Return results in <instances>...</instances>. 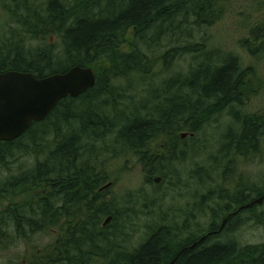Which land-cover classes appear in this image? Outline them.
Returning <instances> with one entry per match:
<instances>
[{"label":"trees","instance_id":"1","mask_svg":"<svg viewBox=\"0 0 264 264\" xmlns=\"http://www.w3.org/2000/svg\"><path fill=\"white\" fill-rule=\"evenodd\" d=\"M229 1H17L23 12L14 17L26 34L11 45H0V73L17 70L43 77L75 65L90 66L95 68L96 82L76 97L61 99L44 120L33 122L18 138L0 141V200L7 201L0 210V244L13 246L19 240L28 244L38 233L51 237L48 243L34 246L27 258L15 256L10 264H168L171 260L172 264H264V242L241 246L222 242L218 238L227 225L214 233L219 223L180 240L179 233L170 234L163 226L149 229L130 254L126 250L128 254L119 253L118 260L108 261L116 239L126 240L127 224L117 227L122 219L114 198L108 196L111 187L100 189L111 181L105 160L91 152L105 132L117 128L114 143L126 146L147 174H163L164 163L175 159L181 140L177 133L186 132L190 140L195 139L212 115L239 103L246 90L251 92L249 82L255 75L240 66L235 56L219 63L206 57L188 73L162 81L159 88L166 99L159 103L148 99L142 115L135 111L115 122L95 106L100 98L112 95L117 80L148 75L155 58L166 65L168 58L177 56V47L198 53L197 44L184 43L196 28L215 23ZM253 34L255 41L264 42L263 28L253 29ZM26 38L38 44L27 47ZM161 40L171 48L155 55L154 45ZM99 60L109 63L107 75L97 71ZM228 134L225 142L241 156L258 153L264 141V112H241L239 130ZM160 138L164 142L152 147ZM19 155L33 156V167L26 165L15 178L2 179V173L15 165L11 159ZM263 192L255 188L256 195L248 199L246 191H237L225 212L236 211ZM19 193L23 195L20 202L15 200ZM256 206L238 211L229 222Z\"/></svg>","mask_w":264,"mask_h":264},{"label":"rangeland","instance_id":"2","mask_svg":"<svg viewBox=\"0 0 264 264\" xmlns=\"http://www.w3.org/2000/svg\"><path fill=\"white\" fill-rule=\"evenodd\" d=\"M17 1H0V45L3 47L17 41L22 33L26 34L14 17L16 13L23 12ZM261 28L264 30V0H230L225 3L215 23L196 28L184 43L197 44L200 49L198 53L182 52L177 47V56L168 58L166 65L160 57L155 58L148 75L117 80L111 89L112 95L95 102V106L102 109L111 121L128 118L135 111L142 115L145 113L141 109L145 101L150 99L159 103L166 99L167 95L162 94L159 88L162 81L188 73L206 57L219 63L226 56L233 55L240 66L255 75L253 81L249 82L251 92L246 90L243 97L240 96L239 103H231L212 115L194 135L195 139L190 140L187 135L181 137L182 132L177 133L181 140L174 152L175 159L164 163L163 174H147L144 166L126 146L115 144L119 132L117 128L110 133L105 132L103 140L93 145L91 152L98 154L99 160H105V169L112 181L108 196L114 198V207L122 219V224L118 221L116 225L127 224L126 240H120L121 237L120 241L116 239V249L108 261L118 260L119 253L130 254L144 241L149 229L158 226H163L164 231L170 234L179 233V240L191 234L198 235L210 223H221L222 217L228 214L225 209L232 203L230 198L234 193L242 189L250 199L256 195L252 193L255 188L264 190V141L260 151L248 157L241 156L234 146L225 142L229 132L239 130L241 112H264V42L255 41L253 34V29ZM50 39L53 42L52 37ZM128 39L131 40L130 36ZM25 44L35 47L38 42L26 38ZM170 48L165 40H161L154 45L153 52L161 55ZM96 65L100 75H107V61L99 60ZM100 87L103 88V85ZM160 142H164L162 138L153 141L152 147L156 148L155 145H160ZM11 160L15 165L11 171L2 173V179L15 178L22 167L27 165L32 168L35 162L31 155H19ZM156 177L160 178L157 182L154 181ZM20 193L15 199L18 202L23 198ZM6 205V200H0V210ZM231 219L225 224L227 229L219 235L220 241H231L238 246L264 242V202L241 212L229 222ZM50 238L38 233L28 244L22 240L13 246L0 244V264H10L15 256L20 260L22 257L27 258L34 246L44 245Z\"/></svg>","mask_w":264,"mask_h":264},{"label":"water","instance_id":"3","mask_svg":"<svg viewBox=\"0 0 264 264\" xmlns=\"http://www.w3.org/2000/svg\"><path fill=\"white\" fill-rule=\"evenodd\" d=\"M96 81L95 68L75 65L62 73L36 77L31 72L7 70L0 73V141H12L21 136L33 122L42 121L65 97H76L92 87ZM186 135L182 133L183 137ZM160 178L154 179L157 182ZM111 182L102 188L110 186ZM264 202V192L241 205L221 219L218 231L238 211ZM110 216L104 220L109 222ZM200 237L192 246L202 241ZM171 260L168 264H172Z\"/></svg>","mask_w":264,"mask_h":264}]
</instances>
